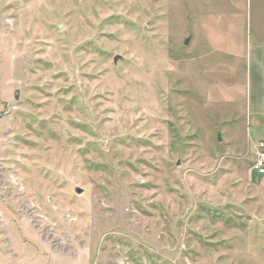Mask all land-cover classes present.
<instances>
[{"label":"rangeland","instance_id":"1","mask_svg":"<svg viewBox=\"0 0 264 264\" xmlns=\"http://www.w3.org/2000/svg\"><path fill=\"white\" fill-rule=\"evenodd\" d=\"M185 5L0 0V264H264V118Z\"/></svg>","mask_w":264,"mask_h":264},{"label":"crops","instance_id":"2","mask_svg":"<svg viewBox=\"0 0 264 264\" xmlns=\"http://www.w3.org/2000/svg\"><path fill=\"white\" fill-rule=\"evenodd\" d=\"M184 3L193 16L196 34L192 35L205 46L199 50L203 53L200 60L216 57L222 61V67L242 68L248 115L263 119L264 0H184ZM206 53L209 55L204 57ZM208 64L207 67L211 65Z\"/></svg>","mask_w":264,"mask_h":264},{"label":"built area","instance_id":"3","mask_svg":"<svg viewBox=\"0 0 264 264\" xmlns=\"http://www.w3.org/2000/svg\"><path fill=\"white\" fill-rule=\"evenodd\" d=\"M256 149V159L253 169L260 176H264V141L260 142Z\"/></svg>","mask_w":264,"mask_h":264},{"label":"water","instance_id":"4","mask_svg":"<svg viewBox=\"0 0 264 264\" xmlns=\"http://www.w3.org/2000/svg\"><path fill=\"white\" fill-rule=\"evenodd\" d=\"M188 42H189V40L186 41V44H188ZM118 59H119V57H116V58H115V62H117ZM218 139H219V140L221 139V138H220V134H219ZM78 193H81V191L78 190Z\"/></svg>","mask_w":264,"mask_h":264}]
</instances>
